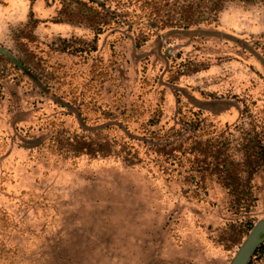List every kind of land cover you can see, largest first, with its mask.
<instances>
[{
	"label": "rangeland",
	"instance_id": "obj_1",
	"mask_svg": "<svg viewBox=\"0 0 264 264\" xmlns=\"http://www.w3.org/2000/svg\"><path fill=\"white\" fill-rule=\"evenodd\" d=\"M195 30L139 43L88 0H0V47L40 81L0 54V211L26 264H264V6ZM84 137L99 155L68 152ZM123 138L141 165L104 156Z\"/></svg>",
	"mask_w": 264,
	"mask_h": 264
},
{
	"label": "trees",
	"instance_id": "obj_2",
	"mask_svg": "<svg viewBox=\"0 0 264 264\" xmlns=\"http://www.w3.org/2000/svg\"><path fill=\"white\" fill-rule=\"evenodd\" d=\"M88 2L97 4L106 16L116 18L117 22L125 27L127 34L135 30L139 31L136 35L139 43L147 41L149 37L156 35L160 31H169L182 35L186 33L188 35L195 32V28L215 23L219 15L231 4L264 6V0H88ZM26 42L28 45L33 43L29 38H26ZM27 52L29 54L28 58L33 55V52L28 50V48ZM28 58L22 60L23 64L30 72L39 77L38 68H31L27 62ZM9 64L13 70L19 71L22 76L27 77L34 86L40 87V81L33 79L27 73L25 67L20 69L11 62ZM7 88V84L0 80V97L6 95ZM17 117L18 115H15L16 119ZM123 139L122 144L119 145L113 139H109L104 156L120 159L128 166L141 165L143 159L139 156L138 147L131 140ZM96 144L89 140L88 137H84L82 140L76 141L75 146L72 145L68 152L74 155H99ZM168 146H155L157 150L154 152L160 155L156 156L158 158L164 157V163H168V153L165 152ZM117 147L120 148L119 152L115 151ZM180 148H182V143ZM253 148L264 152L260 140H254ZM173 151L179 152L177 149H173ZM184 153L186 154V151ZM195 154L197 153L195 152ZM21 223L22 219L17 217V222L14 225L9 220L6 212L0 211V264H26V254L20 251L19 244L10 247L12 241H18L24 236L23 230L19 227ZM252 228L253 225H250L248 230L250 231ZM263 243L264 241H262ZM260 246L256 248L255 252L260 250ZM20 248L23 249L22 247ZM30 257L33 258L32 255ZM35 260H38L39 264H50L52 254L50 252L43 253Z\"/></svg>",
	"mask_w": 264,
	"mask_h": 264
},
{
	"label": "water",
	"instance_id": "obj_3",
	"mask_svg": "<svg viewBox=\"0 0 264 264\" xmlns=\"http://www.w3.org/2000/svg\"><path fill=\"white\" fill-rule=\"evenodd\" d=\"M0 54L8 57L17 67H19L21 69L24 68L23 64L17 58H15L9 51H7L6 49H3V48L0 47ZM238 254H239V251L236 254V257L233 260V263L232 264H234L236 258L238 257Z\"/></svg>",
	"mask_w": 264,
	"mask_h": 264
}]
</instances>
